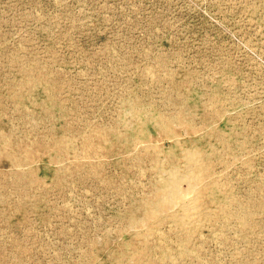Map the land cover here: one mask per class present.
I'll use <instances>...</instances> for the list:
<instances>
[{"label":"rangeland","instance_id":"obj_1","mask_svg":"<svg viewBox=\"0 0 264 264\" xmlns=\"http://www.w3.org/2000/svg\"><path fill=\"white\" fill-rule=\"evenodd\" d=\"M0 264H264V0H0Z\"/></svg>","mask_w":264,"mask_h":264},{"label":"bare ground","instance_id":"obj_2","mask_svg":"<svg viewBox=\"0 0 264 264\" xmlns=\"http://www.w3.org/2000/svg\"><path fill=\"white\" fill-rule=\"evenodd\" d=\"M176 180H174V182H175ZM173 182V181H172ZM170 185V184H169ZM176 188V185H175V183H174V185H172V189H175ZM169 193L170 194H175V193H177V188H176V190H169ZM184 206V205H183Z\"/></svg>","mask_w":264,"mask_h":264}]
</instances>
